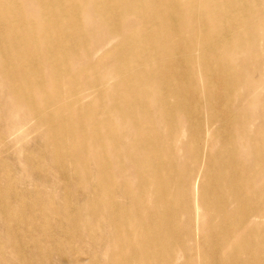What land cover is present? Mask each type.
<instances>
[{
  "label": "bare ground",
  "instance_id": "bare-ground-1",
  "mask_svg": "<svg viewBox=\"0 0 264 264\" xmlns=\"http://www.w3.org/2000/svg\"><path fill=\"white\" fill-rule=\"evenodd\" d=\"M88 9V31L113 40L104 50L72 21ZM260 37L264 0H0V122L16 111L7 145L25 173L47 176L42 155L88 193L78 213L51 210L86 231L101 225L102 264H264V131L225 104L242 74L264 81V60L222 57ZM181 132L202 151L179 140L187 157H176Z\"/></svg>",
  "mask_w": 264,
  "mask_h": 264
},
{
  "label": "rangeland",
  "instance_id": "rangeland-1",
  "mask_svg": "<svg viewBox=\"0 0 264 264\" xmlns=\"http://www.w3.org/2000/svg\"><path fill=\"white\" fill-rule=\"evenodd\" d=\"M105 2L106 0H104ZM72 11H76V9ZM89 13V9L87 12L74 13L72 21L76 22V25L81 28L83 34L90 33L94 36L95 40H99V46L104 50L113 44L111 43L113 40L111 38L104 39L101 33L94 34L96 32L95 29H92L90 32L88 31L86 17ZM52 35L60 36L61 33L57 31ZM104 44L106 45L105 47L103 46ZM195 45L198 46L196 43ZM206 45L207 48H213L209 44ZM141 47L142 51L138 54L139 57L137 58L148 60L151 54L149 46ZM129 48L130 46L126 49ZM243 48L242 50H245V47ZM254 51H258V53H253ZM194 54L199 56L198 49ZM257 54H259L258 58ZM222 57H225L226 61L231 63H236L242 57L264 60L263 38L260 37L258 43L250 44L245 51H241L237 55L233 52L223 53ZM133 60L125 62L124 67L138 66L137 62ZM153 69L156 68L154 65H151L147 70ZM88 74L91 75L92 72ZM242 75V79L245 78V81L240 82L237 89L232 92L234 97H230L225 104L227 106H240L250 115V118L247 120L248 124L245 127L252 131L260 129L261 133L264 131V120L262 119V114H264V86L260 85L264 81L261 73H244ZM198 90L202 91V88L200 87ZM121 103H125V100H122ZM131 103L132 101H129L128 105ZM203 106L205 109H208L209 102H204L199 107ZM224 110L229 111L230 109L226 107ZM23 114V117H25L26 112L24 111ZM15 119L16 111L11 116H2L0 122V137L2 138L0 142V264H87V257L93 258V264H102V248L99 247L100 245L93 243V240L98 239L102 234L101 225L98 223L96 232L86 231L62 222L60 216L51 210V207H54L56 210L66 208L65 211L68 213H78L83 202L82 195L88 193L82 194V192L77 191L76 184L70 179L65 180L56 172L47 169V160L42 155L34 156L33 160L38 164L37 168L47 173L44 179H40L32 173L27 174L22 170L23 159L20 156L13 157V150L11 147L9 149L7 145L12 140L9 132L6 135L3 134L5 126ZM203 120L199 119L200 122ZM148 134L149 132H145L144 137H147ZM37 138V133H34L24 140L22 144L35 143ZM179 140L181 142H188L189 135L186 132H181L180 138L174 144L176 157L184 159L187 156L181 149L179 151ZM238 141L237 137L234 136L231 143L233 146H236ZM221 142L224 143V141ZM189 144L191 145V149H198L199 147L200 151H202L204 148L203 143H198L197 140L189 141ZM142 145L140 143V146ZM30 156H33V154L30 153ZM2 164H7V168H4ZM202 168H206L204 161L202 162ZM209 174L210 176L214 175L212 171ZM26 176L30 177V181L24 182L23 177ZM11 182L13 186H10ZM76 192L81 195H77ZM90 192H92L91 189ZM65 194L70 196L71 202H65ZM197 194L196 199L199 197ZM180 198L181 196L179 197V193H177L175 195L176 200L173 202L176 204ZM117 201L129 206L121 198H118ZM97 202L101 204L102 199H99ZM117 210L118 207L114 209V211ZM253 220L254 218H251V221ZM177 263L179 262L176 261Z\"/></svg>",
  "mask_w": 264,
  "mask_h": 264
}]
</instances>
